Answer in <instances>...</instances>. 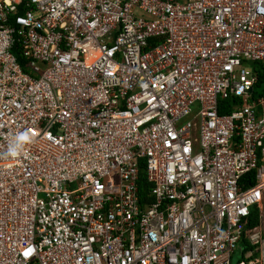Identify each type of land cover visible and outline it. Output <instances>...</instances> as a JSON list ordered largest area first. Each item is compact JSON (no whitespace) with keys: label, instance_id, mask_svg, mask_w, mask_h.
Instances as JSON below:
<instances>
[{"label":"built area","instance_id":"2783aa9c","mask_svg":"<svg viewBox=\"0 0 264 264\" xmlns=\"http://www.w3.org/2000/svg\"><path fill=\"white\" fill-rule=\"evenodd\" d=\"M263 73L264 0H0V264H264Z\"/></svg>","mask_w":264,"mask_h":264},{"label":"trees","instance_id":"16d2710c","mask_svg":"<svg viewBox=\"0 0 264 264\" xmlns=\"http://www.w3.org/2000/svg\"><path fill=\"white\" fill-rule=\"evenodd\" d=\"M259 83H258V87H260L263 84L264 81V73L263 75L260 77L259 79ZM224 112L221 111V114H223ZM141 169H143L141 167ZM251 184H254V182L252 181ZM139 188L141 191V194L143 196V200L147 199L148 193L151 189V186L147 183L146 179H145V173L143 172V170L140 173V182H139ZM147 202L149 203V200L147 199ZM260 223L259 220V216H258V212L254 209L251 212V217L249 219V224H248V228H254L257 227ZM254 249L253 247H250L249 243L247 242L246 239H243L240 245V252H238L240 254V256L242 257L244 254H246L249 250Z\"/></svg>","mask_w":264,"mask_h":264},{"label":"clouds","instance_id":"9594fccd","mask_svg":"<svg viewBox=\"0 0 264 264\" xmlns=\"http://www.w3.org/2000/svg\"><path fill=\"white\" fill-rule=\"evenodd\" d=\"M25 139L26 137H24L23 135L18 136L16 138V142L12 146H10L9 154L16 155L19 151L21 144L24 142Z\"/></svg>","mask_w":264,"mask_h":264},{"label":"rangeland","instance_id":"374dc122","mask_svg":"<svg viewBox=\"0 0 264 264\" xmlns=\"http://www.w3.org/2000/svg\"><path fill=\"white\" fill-rule=\"evenodd\" d=\"M135 15L138 17H142L144 19H148L149 17L147 15H145L143 12L139 11V10H135ZM251 66V64H250ZM241 256L240 254L237 252L234 257H233V264H237V262L240 260Z\"/></svg>","mask_w":264,"mask_h":264}]
</instances>
